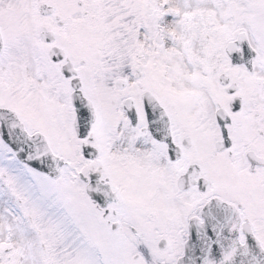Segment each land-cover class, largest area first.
<instances>
[{
    "label": "snow or ice",
    "instance_id": "snow-or-ice-1",
    "mask_svg": "<svg viewBox=\"0 0 264 264\" xmlns=\"http://www.w3.org/2000/svg\"><path fill=\"white\" fill-rule=\"evenodd\" d=\"M0 264H264V0H0Z\"/></svg>",
    "mask_w": 264,
    "mask_h": 264
}]
</instances>
